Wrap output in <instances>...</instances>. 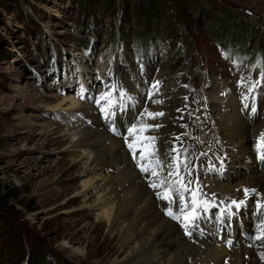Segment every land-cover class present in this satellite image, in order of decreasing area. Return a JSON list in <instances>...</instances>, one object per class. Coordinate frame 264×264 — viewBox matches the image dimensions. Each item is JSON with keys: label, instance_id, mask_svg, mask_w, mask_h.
<instances>
[{"label": "rangeland", "instance_id": "374dc122", "mask_svg": "<svg viewBox=\"0 0 264 264\" xmlns=\"http://www.w3.org/2000/svg\"><path fill=\"white\" fill-rule=\"evenodd\" d=\"M161 70L184 75L176 93L184 110L192 103L201 114L210 94L221 113L231 99L242 114L258 100L253 111L264 113V0H0V181L24 203L0 209V264L109 262L118 239L91 209L97 195L79 200L91 176H82L70 156L69 106L103 108L109 122L123 128L112 136L127 141L129 129L150 113L153 94L163 98L171 86ZM58 103L62 107L50 109ZM185 134L187 143L197 142ZM216 159L205 150L189 167L190 183L205 186L203 203L217 198L210 192L217 178L231 185L236 173H254L250 163L228 171ZM201 165L208 172L200 173ZM108 173L96 170L94 183L103 186ZM248 201L237 205L235 217L228 215L236 233L221 240L245 244L253 235L249 219L260 220L264 210ZM219 214L212 206L215 223ZM212 229L206 233L216 235Z\"/></svg>", "mask_w": 264, "mask_h": 264}, {"label": "bare ground", "instance_id": "6f19581e", "mask_svg": "<svg viewBox=\"0 0 264 264\" xmlns=\"http://www.w3.org/2000/svg\"><path fill=\"white\" fill-rule=\"evenodd\" d=\"M161 71L160 77L170 78L171 86L164 90L167 94L163 98L154 93V100L148 102L150 104L147 108L150 109V113L163 115L153 118L148 115L149 112L145 113L142 122L135 126L137 129L145 128V131L138 133L141 141L138 142L135 157L128 147V144L135 140V136L130 135L127 141L116 140L112 136V130L121 132L122 125L112 120V123L109 122L110 119L103 108L99 110L85 106L75 109L74 103L69 106L73 108L71 114L74 115L69 125L75 128V133L71 137L75 142L71 146L70 156L77 163L74 167L81 165L82 176H91L80 191L79 200H83L84 204L89 203L95 193L94 196L97 195V198L92 202L98 203L91 206V209L100 213L111 236L118 239V250L105 264H264V239H257L258 236L264 235V217L258 221H254L255 216L253 219L250 217L253 235L248 237L247 243H233L220 239L221 234L230 238L236 233L237 225L235 226L234 222L230 224L227 219L230 218L229 214L235 217V213H238L237 205H243L251 198L255 199V204L264 205V160L261 158L264 155V148L260 146V142L255 143L264 133V113L253 111L258 100L248 104V111L242 114L236 109V101L231 99L230 110L221 113L213 100L214 97L208 94L201 114L188 102L187 109L184 110L183 99L176 96L177 91L182 89L179 84L185 79L184 75L173 77V74ZM62 104H55L50 109H59ZM205 110L208 111V116ZM126 112L130 116L131 111ZM115 115L121 120L117 111ZM185 120L188 125H183ZM206 122L208 125L205 126ZM187 126H190V130L185 129ZM186 131L189 132L187 138L190 137L197 142L187 143L186 139H183L187 135ZM144 137L149 139L144 140ZM181 144L185 145L183 149ZM144 147L147 148V152L144 153L146 156L149 153L154 155L148 156V159L142 162L140 155L141 148ZM205 150L217 157V166L228 171L235 166H245V163L253 161V156H256L257 160L248 167L254 173L252 175L236 173L238 182H233V185H225L223 177L217 178L213 183V191H210L212 194L216 192L217 198L214 201L206 199L204 206L206 205L207 210H200L191 201L190 188L193 184L190 183V179L193 172L189 167L194 165L197 156ZM84 153L88 154L83 157ZM156 159H159L163 167L157 169L159 176H152L151 168L155 167ZM142 163L143 166L150 168L149 172L141 171ZM197 168L200 173L208 172L203 165ZM103 169L109 172L108 178L103 179L105 181L103 186L96 185L94 181L98 176L92 174ZM232 177V174L226 173V178ZM161 179H166L173 188L171 203L159 198L158 193L163 191L162 188L152 187L153 183H159ZM177 188L179 193L176 191ZM200 188L203 194L205 186L201 184ZM245 189L255 191H250L246 195ZM212 206L219 209L221 213L219 215H222L219 217L220 222L215 223L211 219ZM169 208L173 210L174 216L181 218L169 217L167 214ZM261 210H264V207H261ZM188 213H193L191 222H196L194 228L185 227L186 223L187 227H190V223L184 221L182 217ZM177 221H182V224ZM210 226L213 227L212 231L217 232L216 235L212 232L206 233L207 227ZM248 244L252 247L248 248ZM75 252L77 255L81 253L80 250Z\"/></svg>", "mask_w": 264, "mask_h": 264}, {"label": "snow or ice", "instance_id": "6c2138e0", "mask_svg": "<svg viewBox=\"0 0 264 264\" xmlns=\"http://www.w3.org/2000/svg\"><path fill=\"white\" fill-rule=\"evenodd\" d=\"M103 99H107V97H103ZM150 117H155L156 115H163V113H149L148 114ZM145 131L144 127H140L139 129H137L136 127H133L131 129H129V135L135 136V140L131 143L128 144V147L132 150L133 156L135 157L136 155V149L138 147V142L141 141V137L138 135V133ZM144 140H148V137H144ZM154 140V138H151ZM260 146L262 148H264V133L261 134L260 136ZM147 152V148H141V155H140V160L146 161L148 159V156H152L154 155V153H149L148 156H146L144 153ZM262 159H264V155H262L261 157ZM149 163H151V161H149ZM163 165L161 164V162L159 161V159L155 160V167L151 168V174L152 176H159V173L157 171L158 168H162ZM141 171L143 172H149L150 168L149 167H145L143 166V163L141 164ZM169 175H172V173H169ZM152 187L156 188H162L163 191L158 193L159 198L163 199V200H167L169 201V203L172 202V192H173V188L170 184L167 183L166 179H161L159 180V183H153ZM185 191H187V188L184 189ZM176 191L179 193V188L176 189ZM245 194L247 195L250 191H255L254 189L250 190V189H245ZM181 200H183V197L181 195ZM194 205H195V200L193 201ZM233 203H236L235 201H233ZM242 203V202H241ZM206 207V205H205ZM261 207H264V205H261ZM195 212V207L193 208V213ZM193 213H188L183 215V220L186 222H191L193 219ZM167 214L169 216H174L173 210L171 208L168 209ZM174 218L176 219H180L181 217H177L174 216ZM188 224H185V227L187 228ZM190 235V233H189ZM257 239H264V235L258 236Z\"/></svg>", "mask_w": 264, "mask_h": 264}, {"label": "trees", "instance_id": "16d2710c", "mask_svg": "<svg viewBox=\"0 0 264 264\" xmlns=\"http://www.w3.org/2000/svg\"><path fill=\"white\" fill-rule=\"evenodd\" d=\"M146 35V34H145ZM231 38V37H230ZM244 40V38H242ZM227 40H230L229 38ZM242 40V41H243ZM145 37L143 38L142 40V46L141 45H138V47L140 46V49L142 47H144V45H146L145 43ZM232 43V42H231ZM231 43H230V46H231ZM258 50V48L256 49ZM247 52H249L247 50ZM13 189V188H12ZM12 189L8 188L6 189L2 184H1V181H0V209H4L5 211H7L9 209L8 205L10 204L11 201H14L15 200V204L19 203L21 204L22 206H24V203L23 202H19V195L20 194H17L15 196H10L9 193L12 192ZM14 205V204H13ZM12 205V208H14ZM15 209V208H14ZM28 211H33V210H28ZM8 212V211H7ZM7 216V215H6ZM45 257V256H43ZM41 264H46L47 261L44 259L43 261H40Z\"/></svg>", "mask_w": 264, "mask_h": 264}]
</instances>
